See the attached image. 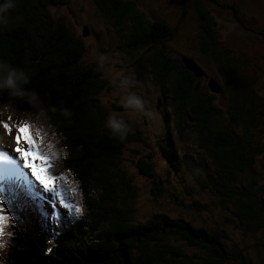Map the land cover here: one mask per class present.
I'll return each mask as SVG.
<instances>
[{
  "label": "trees",
  "instance_id": "obj_1",
  "mask_svg": "<svg viewBox=\"0 0 264 264\" xmlns=\"http://www.w3.org/2000/svg\"><path fill=\"white\" fill-rule=\"evenodd\" d=\"M94 1L103 15L114 18V23L127 31L125 46L144 53L135 64L139 79L151 73L161 91L178 103L175 126L180 132L188 124L182 108L189 104L197 144L206 152L192 158L197 168L192 173L194 181L237 200L240 222L247 230L256 229L264 220L256 167L264 144L257 135L250 136V130L258 117L264 116V96L239 71L241 65L233 59L232 51L222 47L210 12L205 7L197 10L199 50L218 67L223 86L215 80L220 92L227 95L229 123L213 102L217 93L208 87L209 80L210 93L201 89L200 80L187 69L183 62L186 56L170 55L166 42L174 27L162 21L150 22L132 0ZM210 1L225 6L219 0ZM64 3L12 0V6L0 13V64L23 71L28 81L21 86L39 98L33 106L9 96L7 90L0 91V121L15 126L17 113L25 111L24 121L31 126L40 149L55 154L51 174L65 176L75 186L70 197L68 193L64 197L73 205L71 211L68 208L70 213L58 206L67 216L60 221L52 216L53 204L31 183L0 181V201L7 198L12 207L7 212L5 235L0 237L5 242L0 248V264H253L240 248H230L226 232L196 226L164 212L143 221L134 219V206L126 199L132 197L135 185L123 167L122 155L129 144L143 138L139 131L126 130L122 135L105 126L108 113L99 93L110 84L96 65L83 61L86 46L82 34L72 32L64 18L52 13L51 5ZM227 7L242 23L235 6ZM6 71H0V76ZM164 156L179 168L180 155L171 143L164 147ZM152 158L149 153L136 164L140 174L152 179L153 195L158 196L164 182L154 170ZM25 185H31L26 196L21 191ZM179 240L192 249L188 251Z\"/></svg>",
  "mask_w": 264,
  "mask_h": 264
},
{
  "label": "rangeland",
  "instance_id": "obj_2",
  "mask_svg": "<svg viewBox=\"0 0 264 264\" xmlns=\"http://www.w3.org/2000/svg\"><path fill=\"white\" fill-rule=\"evenodd\" d=\"M132 1L150 22L164 21L175 28L173 36L166 42L170 55L173 58L186 56L198 64L205 72L204 76L198 78L200 87L210 93L207 87L208 79H216L221 86L223 80L216 64L199 50L197 10L198 7H205L215 21L222 47L232 51L233 59L241 65L239 71L245 73L251 80V87L264 96V0H219L226 6H223L224 8L210 0ZM227 5L235 6L242 23ZM50 9L55 17L64 18L71 31L78 36L81 37L84 26L90 31L88 36L82 37L86 46L83 61L96 65L103 78L110 84L99 93L100 102L108 113L105 126L109 128L107 120L110 116L115 117L127 126V130L139 131L143 138L139 142L129 144L122 155L123 167L133 176L135 185L133 198L126 199L134 206V219L143 221L157 212H164L174 218L189 220L196 226H207L217 232H226L230 248H240L253 264H264V220L256 229L247 230L236 215L237 200L222 197L214 189L204 188L194 181L192 173H196L197 168L192 158L205 155L206 152L197 144L189 104L182 108L183 119L188 124L185 125L181 121L185 126L180 132L175 126L178 120L176 113L178 103L169 93L164 94L161 91L151 73L146 72L144 77L139 79L135 64L144 53L142 50L128 49L125 46L127 31H123L115 24L114 18L109 20L103 15L94 0H65L64 4L51 5ZM128 24L130 25V22ZM244 25L246 27H243ZM166 86H170L168 82ZM135 98H139L140 106H125L126 101L134 102ZM213 102L221 109L223 120L229 123L226 93L215 94ZM25 115V111L17 113L18 123L22 119L24 121ZM231 127L240 132L238 127ZM11 128L12 131L9 133L0 127V149L8 151L9 155L18 160V154L14 152L15 126ZM255 135L264 144L262 115L258 117L255 127L250 130V136ZM170 143L180 155L177 156V159H180L179 168H175V165L164 156V147H168ZM21 144L27 147L23 140ZM149 153L153 157L154 170L164 182L163 192L158 196L153 195L152 179L140 174L136 164L138 158ZM29 158L36 159L31 154ZM256 167L258 200L264 211V152L257 155ZM20 171L23 178L17 179V182L31 183L43 192L47 202L53 204L56 218L67 217L63 213L64 210L58 208L60 204L54 194L45 192L31 176L30 170L23 168L22 162ZM38 171L43 173L42 169ZM56 181L46 180L49 184L61 183L64 197L68 193L69 198L75 188L72 181L65 176L64 180ZM195 201L204 207H196L193 203ZM68 208L64 209L70 213L71 209L69 211ZM178 243L188 251L192 249L181 240Z\"/></svg>",
  "mask_w": 264,
  "mask_h": 264
},
{
  "label": "snow or ice",
  "instance_id": "obj_3",
  "mask_svg": "<svg viewBox=\"0 0 264 264\" xmlns=\"http://www.w3.org/2000/svg\"><path fill=\"white\" fill-rule=\"evenodd\" d=\"M0 126H2L6 132L10 133L12 131L11 126L7 122L0 121ZM36 136H39V132L36 133ZM21 140L26 143V148L22 146ZM15 141L16 146L14 152L18 154V160H15L13 156L9 155L8 151L0 149V162H4V167L0 168V181L14 184L17 179L23 178V173L20 171L22 162L23 168L30 170L31 176L34 177L35 181L38 182L40 186H42L43 190L54 194L61 207H71V205L65 202L61 185L59 183L49 184L46 182V180H64V177L62 175L54 177L51 174L52 156L55 154H46L40 149L38 141L31 131V126L26 121H22L15 125ZM30 154L36 157V159L30 160ZM38 169H42L43 173L38 171ZM21 191L26 196L31 191V185L23 186ZM0 195H2V192H0ZM75 210L79 213L80 207L78 205L75 206ZM11 211V202L7 198L0 201V237L5 235V227L9 220L7 212ZM52 216H56L55 211L52 212ZM2 242L3 241L0 240V243Z\"/></svg>",
  "mask_w": 264,
  "mask_h": 264
},
{
  "label": "clouds",
  "instance_id": "obj_4",
  "mask_svg": "<svg viewBox=\"0 0 264 264\" xmlns=\"http://www.w3.org/2000/svg\"><path fill=\"white\" fill-rule=\"evenodd\" d=\"M12 6V0H5L4 3H0V13ZM0 22H3V16H0ZM7 69L6 73L0 76V91L7 90L8 95L12 97L22 98L26 103L36 106L39 102V98L35 92L24 89L21 85L26 84L28 81L27 75L14 68H10L5 64H0V71ZM139 98L126 101L125 106H140ZM65 114L67 110H65ZM107 126L114 132H120L122 135L127 130V126L119 119L115 117H109L107 120ZM5 247V242L0 243V248Z\"/></svg>",
  "mask_w": 264,
  "mask_h": 264
},
{
  "label": "water",
  "instance_id": "obj_5",
  "mask_svg": "<svg viewBox=\"0 0 264 264\" xmlns=\"http://www.w3.org/2000/svg\"><path fill=\"white\" fill-rule=\"evenodd\" d=\"M89 33H90V31H89L88 27L84 26V28L82 30V36L86 37L89 35ZM183 62L185 63L187 69L191 70L196 77H201L203 75V73H204L203 69L200 66H198L197 64L193 63L190 59L184 57ZM208 87L210 88V90L212 92H215V93L220 92V86L216 82V80L213 78L209 79Z\"/></svg>",
  "mask_w": 264,
  "mask_h": 264
},
{
  "label": "bare ground",
  "instance_id": "obj_6",
  "mask_svg": "<svg viewBox=\"0 0 264 264\" xmlns=\"http://www.w3.org/2000/svg\"><path fill=\"white\" fill-rule=\"evenodd\" d=\"M4 167V162H0V168H3ZM61 218V217H60ZM59 220V219H58ZM60 221H61V219H60ZM59 221V222H60ZM59 225V224H58Z\"/></svg>",
  "mask_w": 264,
  "mask_h": 264
},
{
  "label": "flooded vegetation",
  "instance_id": "obj_7",
  "mask_svg": "<svg viewBox=\"0 0 264 264\" xmlns=\"http://www.w3.org/2000/svg\"><path fill=\"white\" fill-rule=\"evenodd\" d=\"M162 22H164V21H162ZM166 23V22H165ZM168 24V23H167ZM198 32H199V26H198ZM204 71V70H203ZM205 75V72L203 73V75L202 76H204ZM197 78H199V77H197ZM209 79H211V78H209ZM208 79V80H209ZM157 108H158V106H157Z\"/></svg>",
  "mask_w": 264,
  "mask_h": 264
}]
</instances>
